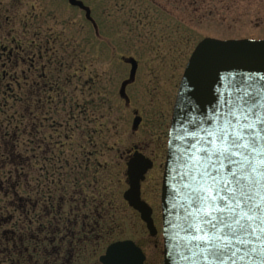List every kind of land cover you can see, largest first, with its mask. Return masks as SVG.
<instances>
[{
	"label": "rangeland",
	"instance_id": "obj_1",
	"mask_svg": "<svg viewBox=\"0 0 264 264\" xmlns=\"http://www.w3.org/2000/svg\"><path fill=\"white\" fill-rule=\"evenodd\" d=\"M80 1L90 8L93 24L65 0H0V67L7 64L8 71L0 90V100L6 97L8 102L1 111L8 114L1 115V120L34 107L29 120L36 123V138L59 144L51 145L57 152L61 140L71 133L72 140L80 133L78 138L83 141H97L99 171L109 173L99 177L103 183L114 181L120 205H126L127 160L133 147L142 144L146 148L143 155L156 159L158 167L156 194L147 185L144 200L155 209L159 233L150 241L151 246L158 243V264H163L162 181L180 79L194 49L206 38L264 40V0ZM17 43L21 49L15 50L17 55L14 51L16 57L26 60L11 71L16 59L3 54L8 48L16 49ZM129 57L140 67L134 84L127 89L128 108L119 90L131 71L121 59ZM15 116L18 120L19 114ZM136 116L142 123L135 130ZM76 125L81 127L79 132ZM6 127L12 134L14 129L7 123ZM29 131L19 136L17 155L10 159L28 176L27 187L20 190L24 199L30 183L36 186L35 177L40 187L43 183L38 171L41 163L36 173L29 174ZM44 148L40 146L37 154ZM149 171L148 177H153ZM3 201L0 198L1 207ZM15 227L10 224L2 230Z\"/></svg>",
	"mask_w": 264,
	"mask_h": 264
},
{
	"label": "flooded vegetation",
	"instance_id": "obj_2",
	"mask_svg": "<svg viewBox=\"0 0 264 264\" xmlns=\"http://www.w3.org/2000/svg\"><path fill=\"white\" fill-rule=\"evenodd\" d=\"M13 53L10 52L9 56L17 58V54L14 56ZM121 62L127 61L121 59ZM129 102L128 108L131 106L130 97ZM34 110V107L30 108L31 116H34ZM32 122L28 169L29 174L36 173L41 163L38 171L43 183L40 187L35 177L36 186L32 187L30 183L24 199L20 190L27 187L28 176L16 171L12 175L14 186L0 187V198L5 203L3 207L0 204V264H108L112 256L109 249L125 242L129 243L126 245L128 248L134 250V254L127 258L129 264H158V243L151 246L150 241L151 237L158 236V221L155 209L144 200L147 185L156 194V159L145 157L146 148L140 144L133 147L134 151L127 160L129 162L134 155H138L152 164L149 172L154 174L153 177H148L147 172L140 184V198L150 207V212L145 208L148 212V215L144 213L145 220L143 213L131 207L125 199L126 205L119 204L114 194V181L102 182L99 175L109 173L99 171L97 141H83L78 138L80 133L78 136L74 134L76 139L72 140L71 133L65 136L64 141L61 140L57 152L52 147L59 144L36 138V123ZM141 123L142 119L135 130ZM79 130L80 125H76V131ZM40 146L46 149L37 154ZM125 179L129 188L127 173ZM19 183L21 186H16ZM7 210L15 215H5ZM10 224H16L14 230H2Z\"/></svg>",
	"mask_w": 264,
	"mask_h": 264
},
{
	"label": "snow or ice",
	"instance_id": "obj_3",
	"mask_svg": "<svg viewBox=\"0 0 264 264\" xmlns=\"http://www.w3.org/2000/svg\"><path fill=\"white\" fill-rule=\"evenodd\" d=\"M207 46L191 57L189 74L195 78L214 58ZM251 85H238L236 100L211 127L189 133V143L178 162L182 174L184 201L182 245L192 256L207 264H224V257L261 256L264 249L252 246L253 239L264 242V100L251 91ZM135 174L138 162L130 164ZM253 192L261 196L257 203ZM260 233L262 235H257ZM134 250L117 244L108 264H129ZM192 256L188 257L189 259Z\"/></svg>",
	"mask_w": 264,
	"mask_h": 264
},
{
	"label": "water",
	"instance_id": "obj_4",
	"mask_svg": "<svg viewBox=\"0 0 264 264\" xmlns=\"http://www.w3.org/2000/svg\"><path fill=\"white\" fill-rule=\"evenodd\" d=\"M71 6L78 7L86 13V19L93 21L91 11L78 0H67ZM202 46H207L214 58L206 64L195 78L189 74V65L184 72L180 85L173 120L171 126L168 158L166 163L163 187H162V217L164 235V264H207L187 252L182 245L185 233L182 231L183 215L181 203L184 201L182 191V174L187 171L178 162L179 154L189 143V133L199 132L201 127H211L209 119L216 123L217 116L226 112L236 100L237 86L251 85V91L258 94L264 100V40H239L219 41L205 39L202 41L193 55ZM192 55V56H193ZM132 71L129 80L122 84L120 96L128 102L126 88L134 82L137 64L131 59ZM147 167L131 173V189L127 196L132 206L142 210L139 200L140 181L144 178ZM257 203L261 202V196L253 192ZM257 235H262L257 233ZM252 246L264 249V242L253 239ZM192 256L191 259L188 257ZM224 264H264V254L246 255V250L241 248L237 257H224Z\"/></svg>",
	"mask_w": 264,
	"mask_h": 264
},
{
	"label": "trees",
	"instance_id": "obj_5",
	"mask_svg": "<svg viewBox=\"0 0 264 264\" xmlns=\"http://www.w3.org/2000/svg\"><path fill=\"white\" fill-rule=\"evenodd\" d=\"M16 49H14V47L12 48V51H10V49L8 48L7 51H5L6 53L3 54L4 56H8V59L12 58V59H16L15 63L12 64L13 67H11V71L12 69L17 67V64H20L21 62H25L26 59H23L24 57L21 56V58H13L10 57L9 53L10 52H14L15 50L19 51V49H21V45L19 43H17L16 45H14ZM17 51L16 54H17ZM8 53V55H7ZM15 56V53H13ZM7 64H5L3 66V64L1 65L0 69L1 73H0V90L2 89V86L4 84L5 81V77L6 75H8V71L6 69ZM30 90V89H29ZM5 100L2 101L0 100V187L4 186V187H9L12 184L13 181V177H12V173L16 172V171H20V167L16 164H14V160L13 162L10 161V159L12 160L14 155L16 154V148L19 147L20 142H19V136L24 135L25 131L28 129H30L31 127V123H30V113L29 110L31 107H27V108H22L21 113L18 112H14V114L12 116H10L7 120H1V115L4 114H8L6 113L4 110L1 111L3 109L4 106H8V102H7V98L3 97ZM42 101V99H41ZM28 106H30L29 104V100L27 101ZM19 114L18 120L16 119L17 117L15 115ZM6 123L14 129L13 133L11 134L7 129L8 127H6ZM23 130V131H22ZM19 133H21L19 135ZM25 154V153H24ZM23 156V155H22ZM18 157V156H17ZM20 157V156H19ZM7 168H10L12 170H8ZM24 174V168H21V171ZM27 172V171H26ZM4 178H6V182L3 180ZM11 180V183H10ZM9 185V186H8ZM13 185V184H12ZM14 186V185H13ZM16 186H21V183H19V185Z\"/></svg>",
	"mask_w": 264,
	"mask_h": 264
}]
</instances>
